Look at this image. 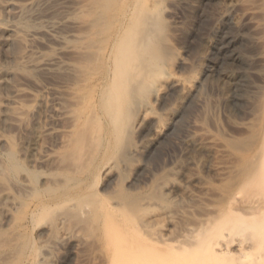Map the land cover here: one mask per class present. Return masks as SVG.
Masks as SVG:
<instances>
[{
    "label": "rangeland",
    "instance_id": "374dc122",
    "mask_svg": "<svg viewBox=\"0 0 264 264\" xmlns=\"http://www.w3.org/2000/svg\"><path fill=\"white\" fill-rule=\"evenodd\" d=\"M7 1L0 264H109L107 212L153 219L150 233L116 234L149 244L210 216L261 166L264 0H159L162 15L148 20L167 56L161 84L135 95L119 134L102 108L101 78L118 31L147 0H14L11 16ZM8 27L15 35L3 45ZM8 69L20 88L11 100Z\"/></svg>",
    "mask_w": 264,
    "mask_h": 264
},
{
    "label": "bare ground",
    "instance_id": "6f19581e",
    "mask_svg": "<svg viewBox=\"0 0 264 264\" xmlns=\"http://www.w3.org/2000/svg\"><path fill=\"white\" fill-rule=\"evenodd\" d=\"M136 6L130 26L118 31L110 72L101 78L104 86L100 88V101L113 128L118 127L117 130L114 128L117 134L123 132L118 129H123L122 123L128 118L129 104H132V99L135 101V95L144 97L148 91L161 84V72L167 61L159 39L149 28L151 22L148 20L150 15L158 19L163 6L159 0H147V6ZM15 7L14 0L7 1L6 14L11 16ZM57 24L50 22L47 30L53 31ZM6 33L1 37L3 45L15 35V30L8 27ZM24 56L25 53L21 52L19 58ZM11 73L8 69L4 78L9 100L13 93L20 91L18 84L12 82ZM127 106L129 108L126 110ZM147 110H151V107ZM13 157L11 154L10 160H14ZM248 191L251 194L243 196ZM120 204H116L119 209ZM123 208L124 211L119 210L123 214L118 221L117 218H110L111 211L106 214L110 216L105 221V228L115 234L108 257L109 264H264V156L259 169L240 183L225 205L210 206V216L197 219V225L186 223L171 236H163L162 239L153 237L149 244L140 237L121 239L116 234H123L128 228L133 227L136 234L150 233L154 229L153 219L145 217L141 223H133L136 220L134 212ZM166 214L170 215L169 212ZM159 243L170 245L169 252L165 253L157 247Z\"/></svg>",
    "mask_w": 264,
    "mask_h": 264
}]
</instances>
